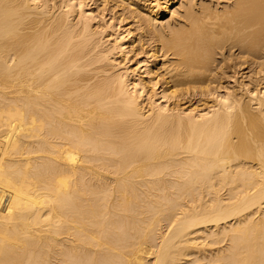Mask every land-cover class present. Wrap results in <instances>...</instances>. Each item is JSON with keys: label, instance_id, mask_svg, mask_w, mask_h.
I'll return each mask as SVG.
<instances>
[{"label": "bare ground", "instance_id": "6f19581e", "mask_svg": "<svg viewBox=\"0 0 264 264\" xmlns=\"http://www.w3.org/2000/svg\"><path fill=\"white\" fill-rule=\"evenodd\" d=\"M0 264H264V0H0Z\"/></svg>", "mask_w": 264, "mask_h": 264}]
</instances>
